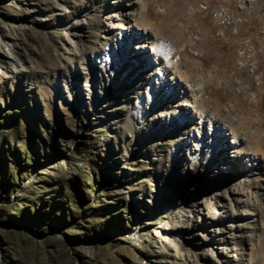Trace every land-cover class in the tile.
I'll return each instance as SVG.
<instances>
[{
	"label": "rangeland",
	"instance_id": "obj_1",
	"mask_svg": "<svg viewBox=\"0 0 264 264\" xmlns=\"http://www.w3.org/2000/svg\"><path fill=\"white\" fill-rule=\"evenodd\" d=\"M152 10L165 27L156 36L181 31L202 65L193 82L209 94L198 107L223 110L226 153L237 136L264 159V0H157ZM104 17L93 0H0V264H212L213 232H236L247 205L220 223L191 220L192 170L215 155L212 133L205 124L206 142L193 131L183 145L153 120L164 108L151 109L148 85L122 66L124 45L102 46L91 71ZM77 23L87 37L73 36ZM206 187L198 199L216 190ZM246 188L259 218L235 246L264 264V198Z\"/></svg>",
	"mask_w": 264,
	"mask_h": 264
},
{
	"label": "bare ground",
	"instance_id": "obj_2",
	"mask_svg": "<svg viewBox=\"0 0 264 264\" xmlns=\"http://www.w3.org/2000/svg\"><path fill=\"white\" fill-rule=\"evenodd\" d=\"M91 1L88 0V2ZM93 1L105 14V21L101 30L105 36L101 35L100 39L103 40H99V42L95 41L98 49L96 50V56L89 59L88 64L91 71L94 70V62H98V57L103 54V49L105 48L102 46L120 47L122 45L123 47L124 45V51L120 52L122 66L125 63L129 65L131 71L135 70V72H138V80L146 83L150 88L152 94L150 93L149 96H151L152 102L148 103V106L153 110L164 108L156 114L157 116L153 120L156 119V122L164 124V127L166 126L168 130L170 129L174 133L178 132L182 133L181 135H185V140L180 138L181 136L179 137V141L183 145L188 143L193 131L197 132L198 137L203 140V143L204 141L206 142L205 124L208 125L207 129L212 133L210 146L214 148L215 155L209 156V159L212 160L205 162L203 168L196 167L192 170L194 174L200 172V176L195 178L194 187L188 190L191 192L189 193L191 196L189 208H192V210L189 209L190 218L195 223L200 221V219L195 220V218L201 216L204 217V223L210 221L220 223L231 216L229 212L234 210V208L247 205L242 214L248 216L250 220L248 219L243 225L237 227L236 232L230 231L232 227L229 224L227 228L213 232L217 236L213 238L212 243L219 244L217 248L219 252L216 258L212 259V264L249 263V260L243 255L242 251L237 252V245L235 246V243L244 237L248 231H253L255 228L254 223L258 222L259 214L255 209L249 208L252 206V203H250L248 191H243V188L252 189L254 193L261 195L262 199L264 198V182H262L264 181V159L242 145L246 142L244 138L236 136L234 140L230 141L232 147H230L229 152L232 153L231 155L226 153L223 142L219 143L223 141V131L228 129L234 134L231 124L226 123L221 118L223 110L219 109L218 104L213 107L214 109H210L208 106L198 107L199 102L208 100L207 95L209 94L207 85L204 84L201 87L193 82L195 76L202 75L200 69H198L200 72L198 71L197 73L194 69L202 65L200 63L197 64L193 60L194 58H191L187 48L180 44V41L183 39V34H181L180 30L178 35L169 36V39L166 40L156 36L155 33L161 36L165 33V27L160 25L161 22H158L161 15L153 13L152 10V4L157 0ZM88 5V9L93 7L90 3ZM91 11H93L92 8L90 11H86L87 16H85V20L89 21L94 17ZM66 12L68 10H65ZM141 13L149 18L150 22L153 21V23L149 22L148 26L138 23ZM116 21L119 23L113 24ZM79 25L78 23L75 24L76 27ZM86 25L87 23L80 25V33L73 36L78 39L87 37L86 34H83L86 33L84 29H88ZM131 42H135V45H131ZM200 46L203 50L202 56L207 55L209 51L208 46L204 43ZM149 50L152 54V59L149 56ZM150 61L153 65H150ZM146 66H148L147 70ZM10 72L12 74L15 73L13 69H10ZM170 100L175 102L173 104L169 103L168 101ZM166 104H171L169 106L171 109L167 110L164 107ZM224 112L228 113V109L224 108ZM174 119H176V123H173L172 120ZM168 121H171V126H169L170 122ZM237 174L241 175V178L237 177ZM257 174L258 177H253ZM211 176L219 178L220 181L213 182L212 184L210 182ZM231 177H234L233 181H231ZM205 184L216 190L198 199L197 187L204 188L206 187ZM213 206L219 209H213ZM194 225H191L192 230L195 228ZM187 229H189L188 226ZM230 244L233 245L232 248L228 247Z\"/></svg>",
	"mask_w": 264,
	"mask_h": 264
},
{
	"label": "built area",
	"instance_id": "obj_3",
	"mask_svg": "<svg viewBox=\"0 0 264 264\" xmlns=\"http://www.w3.org/2000/svg\"><path fill=\"white\" fill-rule=\"evenodd\" d=\"M262 182H264V181H262Z\"/></svg>",
	"mask_w": 264,
	"mask_h": 264
}]
</instances>
